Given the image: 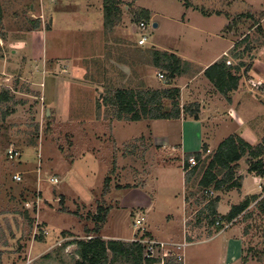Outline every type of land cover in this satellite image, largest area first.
Here are the masks:
<instances>
[{"label":"rangeland","instance_id":"rangeland-1","mask_svg":"<svg viewBox=\"0 0 264 264\" xmlns=\"http://www.w3.org/2000/svg\"><path fill=\"white\" fill-rule=\"evenodd\" d=\"M116 1L118 17L105 27L104 0H0V93L7 89L10 95L8 102L0 104L2 264H74L76 245L69 242L94 236L87 231L95 225L88 214L96 213L99 204L109 207L98 234L103 240L139 241L147 232V214L138 207H119L116 198L127 188L154 187L156 169L175 157L145 143L148 125L143 121L117 120L101 101L107 89L140 87L142 81L125 66H132L137 49H178L205 66L217 51L230 45L229 40L234 42L225 55L226 63L243 62L250 69L244 72L240 66L241 79L237 92L231 93L230 108L248 140L256 142L258 137L260 142L264 136V94L250 88L252 78L264 82V34L257 29L260 25L264 30V0ZM140 21L146 24L144 45L137 44ZM148 72L153 87L168 86L157 77V72L165 75L164 71ZM192 72L197 73L193 68ZM218 96V102L227 106L225 97ZM230 120L220 126L215 139L239 132L235 119ZM139 131L145 142L136 143L133 151V137ZM113 136L125 140L113 142ZM9 149L17 150L20 157L8 158ZM245 167L246 157L238 163L237 174L244 176ZM14 174L21 177L19 182L13 181ZM105 177H109L110 191L102 195ZM164 177L170 188H162L160 213L174 204L172 189L181 178L180 174ZM196 181L193 177L184 183L185 217L176 236L146 239L159 241L163 249L165 244L186 242L182 264H223L225 255L233 261L240 241L231 239L228 231L204 240L207 230H217L205 220L196 224L195 211L203 207L201 198L206 194L198 190ZM259 190L263 195L262 187ZM190 192L194 195L187 199ZM254 207L248 209L253 217L244 240L248 264L260 257L255 251L264 249V212L255 214ZM40 231L42 240L37 239ZM198 238L200 242L189 246V240Z\"/></svg>","mask_w":264,"mask_h":264},{"label":"trees","instance_id":"trees-1","mask_svg":"<svg viewBox=\"0 0 264 264\" xmlns=\"http://www.w3.org/2000/svg\"><path fill=\"white\" fill-rule=\"evenodd\" d=\"M183 1H185V4L187 3V0ZM117 3L116 0H104L103 17L105 27L112 25L113 17H118L119 8ZM200 11L204 15H209L208 12ZM1 18L2 7L0 5V20ZM34 26L38 27L39 21ZM257 29L264 34V30L260 25L257 26ZM142 52L144 51H140L144 59H147L146 56L148 57L145 63H149L157 70L164 71V83L168 86L148 88L140 83V87L118 86L110 88L106 90L101 99L102 105L111 108V115L117 120H173L181 117L198 120L199 105L193 103L181 106L179 88L170 86L174 78L185 73L188 63L182 61L175 54L165 51L150 49L147 52ZM230 55L235 58L233 50ZM227 60L226 56H222L206 67L203 70V75L217 92L225 97L227 101H230L231 93L236 91L239 86L241 79L240 66H244L243 71L247 72L250 69V64L245 65L243 62L227 64ZM9 100V91L4 89L0 93V104ZM98 106L101 105L98 103ZM207 151L206 144H203L199 152L184 154V183L188 184L193 177H197L196 187L203 194L206 192L204 197L201 198L203 207L198 211V215L201 219L204 218L210 227L219 231L225 224L241 215L244 219L250 217L251 212H248V207L259 196L250 195L246 197L240 203L232 205L227 214L221 216L216 211L218 196H210L209 193L239 189L241 187V176L237 174L238 163L245 157L248 165L247 172L264 178V136L258 144L251 145L240 136L231 134L225 137L212 152L207 154ZM191 157L196 161L193 166H190L188 162ZM109 191V177H105L102 195L108 194ZM190 195H194V193H188L186 198L188 199ZM256 206L264 212V198L260 199ZM60 211L66 212V208L61 207ZM108 212L109 207L99 204L96 213L88 214L90 219L94 220L95 225L87 231L92 232L94 236L86 240L76 239L69 242L76 245L77 258L74 264H118L119 262L124 264H154V259L144 256V248L138 241L103 240L98 235ZM73 214L77 215L75 212ZM62 234L72 235L69 232H62ZM142 238H151V236L148 232H144ZM37 239H44L42 231H40ZM1 255L0 249V264H2Z\"/></svg>","mask_w":264,"mask_h":264},{"label":"crops","instance_id":"crops-1","mask_svg":"<svg viewBox=\"0 0 264 264\" xmlns=\"http://www.w3.org/2000/svg\"><path fill=\"white\" fill-rule=\"evenodd\" d=\"M216 16L225 17L224 15H216ZM226 18L227 17H225V20L229 21ZM229 43H230L229 46H231L234 42L229 40ZM229 46H227L225 49L221 51H217L211 57L212 59H210V61H208L205 64V66H200L199 61L197 59H193L185 55L183 52L178 51V49L153 48L159 51L173 53L176 56H178L182 61L188 63L187 70L185 71V73L174 78L171 81L170 86H175L179 88L181 106L185 104H193V102H195L196 104H199L200 107H199L198 120H191L190 118H183V117H181L180 119H173V120H147V119L139 120V121H143L145 123L144 124L145 126L148 125L147 127L148 133H146L148 135L146 138H149L148 139L149 144L145 142V140H143L145 137L143 132L139 131L138 135L133 137L135 139H134L133 147L131 149L135 151L137 150L135 146L136 143H141V145H143L145 142L148 146H150V148L152 147L155 148L156 150L167 152L169 153V157H175L173 158L175 160L167 162L165 163V165L156 169L157 172H156L154 187L150 184H147V186L145 185L140 188L137 187L127 188L125 190H122L119 197L116 198L117 205L119 207H125V208L138 207L142 209L143 213L147 214L148 216L147 219L149 220L147 222V225L145 226L146 227L145 229L147 230V232L151 237L160 236V238H165V239L166 238L169 239L171 237L173 238L177 234L175 232L177 227L183 224V218L185 216L183 215L182 207L185 205L186 199L184 195H182L185 189V184H184L183 161H181V159H183L184 154L199 152L203 144H206L208 148L207 153H210L212 152L211 148L217 147V145L225 137L231 134H236L240 136L251 145H255L259 143L258 137L256 138L257 140L256 142L254 141L255 139H253V141L252 139L248 140L247 131L245 132L242 130L241 120L239 119L237 113L236 114L235 112L233 113V110L230 108L231 102L233 101V96L230 95V101L226 102L227 106H224V103L222 104V102H218L219 92H217L214 86L203 75V70L206 67H208L211 63L218 60L222 56L225 55L227 56V52L231 48ZM116 47L119 48L125 46L117 45ZM139 55H140V49H137L135 51V54H133L132 64H131L132 66L130 67L127 64H125L127 70L133 72L135 78L139 77L144 87L159 88V87H153V82L152 84L151 82H148V78L149 77L151 78L148 69L154 70V67L151 66L149 63H145L144 57L141 56L139 58ZM192 68L194 70L196 69L197 73L196 72L193 73ZM118 72L120 73V71ZM188 72H191V75H189ZM175 81L177 83L173 84ZM237 90L234 91L233 93H236ZM228 119L229 122H233L230 119L233 120L235 119L234 122H236L237 126L239 127V132L238 133L231 132L228 135H222V137H219V139L218 138L215 139V135L217 131L222 127L221 125L226 123ZM114 125L115 123H113L111 126L114 127ZM207 128L211 129L210 134L206 133ZM112 140L113 142H118V141L123 142L125 139L122 138L119 139V137L113 136ZM247 167L248 165L246 162V167L244 168L246 170V174H244V176H242V174H238L241 176V187L239 189H230L224 191L223 193L220 192L218 194L216 193V195L219 198L216 211L219 215L222 216L227 214V212L230 210V207L232 205H236L240 203L243 199H245L250 195H257L259 197L257 198V200L251 202L249 207L252 204L253 206L255 205L254 207L255 214L262 212L261 209L259 210V208H257L256 204L260 199L263 198L264 195V194L261 195L259 190L260 187H262L263 189L264 178L257 176L254 173L247 172ZM175 174L177 175V178L179 177L180 174L181 178L177 179V187L175 189L174 188L172 189L173 192L171 193V195L174 204L173 205L170 204L171 206L169 208L165 209L164 211H161L160 213V211L158 210L159 208L157 206H158V201L161 200L160 195L162 194V188L169 187L168 185H165L164 181L162 180L165 178L164 176H170ZM254 186H258L257 187L258 191L252 193V190H254ZM231 198L233 200H231ZM201 208L202 206L200 205L198 210L195 211L196 216L194 218L196 224L198 225L204 222L202 220H205L204 218L201 219L200 216L198 215V211ZM171 213H173V215H171ZM156 217L158 218V220L155 219ZM252 217L253 215L244 219L239 216L235 220L226 224L228 227L227 229L223 230L222 228L219 231H216L215 233L211 232L212 229L209 231L207 230L205 232L207 237H205L204 240L214 239L223 232L228 231L229 237L231 239L234 238L240 241L239 255L233 257L234 258L233 261H231V258H229L228 255H225L226 258L224 256V258L222 259L223 264H248L245 253L244 240L246 237V232L249 227V224L251 223V221L249 220H252L251 219ZM198 220L201 221L199 222ZM160 231H163L164 233ZM188 235L191 234L188 233ZM192 239H194V237ZM201 239L202 238H198L196 240H191V241L189 240L188 242L189 246L191 244L200 242ZM254 254L259 255L260 257L256 259V262L250 261L249 263L264 264V249L259 251L257 250L255 251Z\"/></svg>","mask_w":264,"mask_h":264},{"label":"built area","instance_id":"built-area-1","mask_svg":"<svg viewBox=\"0 0 264 264\" xmlns=\"http://www.w3.org/2000/svg\"><path fill=\"white\" fill-rule=\"evenodd\" d=\"M146 28V24L144 21H140L137 25V29L139 30L140 38L137 41L138 45H144L145 43V36L143 35V32ZM157 77L159 79H163L164 76L162 73L157 72ZM250 88L252 90L260 91L264 94V82L260 79H251L250 80ZM8 158L13 159L19 156V152L17 150L9 149L7 151ZM189 165L193 166L196 164V161L193 157L188 159ZM13 181L19 182L21 180V177L19 174H14L12 176ZM52 182L56 183V178L50 179ZM218 223V222H216ZM224 226L227 227L225 224ZM142 240V241H141ZM140 244H142L144 248V256L146 258H152L155 260L154 264H182V249L187 245L186 242L183 244L176 246H168V244L164 245L161 244L159 241L155 239H146L142 238L138 241ZM164 251V252H163Z\"/></svg>","mask_w":264,"mask_h":264},{"label":"water","instance_id":"water-1","mask_svg":"<svg viewBox=\"0 0 264 264\" xmlns=\"http://www.w3.org/2000/svg\"><path fill=\"white\" fill-rule=\"evenodd\" d=\"M153 26L155 27V26H156V24L154 23V24H153Z\"/></svg>","mask_w":264,"mask_h":264}]
</instances>
